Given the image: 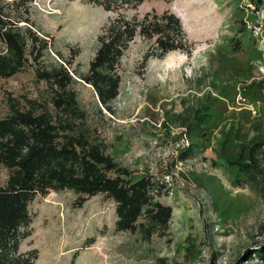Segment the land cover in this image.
Masks as SVG:
<instances>
[{
  "label": "rangeland",
  "instance_id": "1",
  "mask_svg": "<svg viewBox=\"0 0 264 264\" xmlns=\"http://www.w3.org/2000/svg\"><path fill=\"white\" fill-rule=\"evenodd\" d=\"M136 3L125 4L128 19L173 14L185 47L150 56L145 64L146 55L156 52L154 42L137 36L122 59L114 114L75 76L85 113L76 123L121 165L164 184L158 198L173 209L169 227L150 239L119 231L116 203L107 195L81 206L75 192L52 191L30 204L31 235L20 254L34 253L33 264H264L257 255L264 252V173L247 176L222 157L233 150L224 142L232 127L248 133V119L264 118V0ZM177 8L186 10V21ZM117 16L89 0L32 4L34 30L50 44L46 63H72L81 74ZM51 99V89L32 69L0 79L1 116L11 100H37L53 109ZM199 106L204 129L182 126L179 117ZM6 176L2 171L1 183Z\"/></svg>",
  "mask_w": 264,
  "mask_h": 264
},
{
  "label": "trees",
  "instance_id": "2",
  "mask_svg": "<svg viewBox=\"0 0 264 264\" xmlns=\"http://www.w3.org/2000/svg\"><path fill=\"white\" fill-rule=\"evenodd\" d=\"M89 1L118 16L102 31L90 68L81 74L71 70L72 63H46L50 44L34 30V0H0V79L32 69L38 81L51 89L53 106L37 100H28L26 105L11 100L7 115L0 113V264H33L34 253L20 254L21 243L31 235L29 207L52 191L75 192L79 195L76 204L81 206L91 197L107 195L116 203L119 231H140L150 239L169 227L173 209L158 198L164 184L148 172L139 175L121 165L88 129L78 126L76 120L85 113L73 86L75 76L91 85L101 107L114 114L122 83L121 63L131 42L137 36L154 42L156 52L146 55L147 64L150 56L162 58L185 47L181 22L167 13L128 19L123 11L133 0ZM137 1L135 7L143 0ZM201 110L202 106L186 109L179 117L181 125L203 130ZM248 125V133L240 127L230 129L224 142L233 150L222 157L232 168L254 176L264 173V118L248 119ZM186 156L183 152L180 158ZM2 171L7 174L4 183ZM257 255L264 260V252Z\"/></svg>",
  "mask_w": 264,
  "mask_h": 264
},
{
  "label": "bare ground",
  "instance_id": "3",
  "mask_svg": "<svg viewBox=\"0 0 264 264\" xmlns=\"http://www.w3.org/2000/svg\"><path fill=\"white\" fill-rule=\"evenodd\" d=\"M177 13H178V15L182 18V20L184 19V21H186L187 20V14H186V10H182V9H179V8H177Z\"/></svg>",
  "mask_w": 264,
  "mask_h": 264
}]
</instances>
